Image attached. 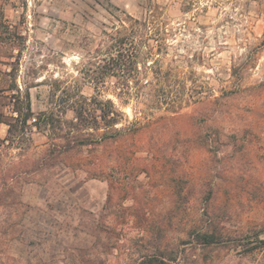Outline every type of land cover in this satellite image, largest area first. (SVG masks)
<instances>
[{"label": "rangeland", "instance_id": "1", "mask_svg": "<svg viewBox=\"0 0 264 264\" xmlns=\"http://www.w3.org/2000/svg\"><path fill=\"white\" fill-rule=\"evenodd\" d=\"M0 6L17 35L0 40L3 120L18 124L27 93L36 113L58 108L54 79L97 93L85 72L118 30L130 49L159 38L162 63L200 91L145 116L101 86L131 129L45 165L50 132L18 126L12 141L0 122V264H264V0Z\"/></svg>", "mask_w": 264, "mask_h": 264}, {"label": "trees", "instance_id": "2", "mask_svg": "<svg viewBox=\"0 0 264 264\" xmlns=\"http://www.w3.org/2000/svg\"><path fill=\"white\" fill-rule=\"evenodd\" d=\"M114 34L111 35L112 38L117 36L114 38L116 44L111 48L117 47L115 52L111 51L103 58L90 61L85 72V79L95 85L97 93L86 96L78 86H66L65 80L54 79V92L61 90L62 93L58 108L38 113L33 111L30 95L27 93L23 104L24 111L15 110L18 115L13 117V120L17 125L3 120L4 115L0 113V122L9 125L7 140L13 141V131H18V126L20 132L29 135V138L34 133V127L37 131L50 132V147L41 156V164L45 165L64 152L117 138L123 131L130 130L131 126L117 127L126 119V114L112 98L102 97L101 86L111 89L123 105L133 101L145 116L152 115L157 110L178 112L192 102L200 100V91L195 85L189 89V94H186L184 78L180 77L173 67L162 63L160 54L164 44L159 38H154L156 45L141 41L139 48L134 46L130 49L126 47L131 43L127 32L118 30ZM16 36L4 9L0 6V40L13 42ZM3 74L0 69V84ZM106 78L115 80L106 85ZM3 91L4 89L0 88V92ZM67 110L73 112L70 119L65 117ZM58 138L63 141L58 142ZM202 236L206 243L215 241L213 234Z\"/></svg>", "mask_w": 264, "mask_h": 264}]
</instances>
